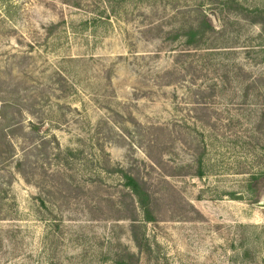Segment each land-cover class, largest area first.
Listing matches in <instances>:
<instances>
[{
  "label": "rangeland",
  "instance_id": "1",
  "mask_svg": "<svg viewBox=\"0 0 264 264\" xmlns=\"http://www.w3.org/2000/svg\"><path fill=\"white\" fill-rule=\"evenodd\" d=\"M0 118V264H264V0H0Z\"/></svg>",
  "mask_w": 264,
  "mask_h": 264
},
{
  "label": "trees",
  "instance_id": "2",
  "mask_svg": "<svg viewBox=\"0 0 264 264\" xmlns=\"http://www.w3.org/2000/svg\"><path fill=\"white\" fill-rule=\"evenodd\" d=\"M195 34H196L195 32H191L189 35L190 37H194ZM123 176L125 178V185L127 188H129V190L135 197L136 203L138 204L140 209H142V211L146 213L147 217H149L150 212L148 208V204H149L148 194L144 190L141 189L140 185L133 177L129 175H123Z\"/></svg>",
  "mask_w": 264,
  "mask_h": 264
},
{
  "label": "water",
  "instance_id": "3",
  "mask_svg": "<svg viewBox=\"0 0 264 264\" xmlns=\"http://www.w3.org/2000/svg\"><path fill=\"white\" fill-rule=\"evenodd\" d=\"M261 204H263V203H261Z\"/></svg>",
  "mask_w": 264,
  "mask_h": 264
}]
</instances>
